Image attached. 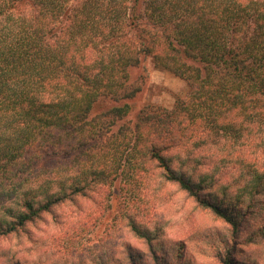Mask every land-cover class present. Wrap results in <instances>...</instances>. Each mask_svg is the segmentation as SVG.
<instances>
[{
	"label": "trees",
	"instance_id": "16d2710c",
	"mask_svg": "<svg viewBox=\"0 0 264 264\" xmlns=\"http://www.w3.org/2000/svg\"><path fill=\"white\" fill-rule=\"evenodd\" d=\"M148 58L187 83L173 107L148 103L134 122L127 101L93 115L134 96L129 70ZM248 145L264 159V0H0V237L151 170L235 231L242 204L264 194ZM231 165L233 195L219 182ZM125 218L162 264L152 232Z\"/></svg>",
	"mask_w": 264,
	"mask_h": 264
},
{
	"label": "rangeland",
	"instance_id": "374dc122",
	"mask_svg": "<svg viewBox=\"0 0 264 264\" xmlns=\"http://www.w3.org/2000/svg\"><path fill=\"white\" fill-rule=\"evenodd\" d=\"M129 73L127 87L134 96L99 101L93 115L127 101L131 111L126 118L134 122L146 104L172 108L188 88L180 77L156 68L150 58L132 66ZM245 151L264 160L249 145ZM239 173V167L231 165L219 177L232 195L238 192L240 184L233 181ZM145 177L129 191L122 188L127 183L122 177L98 184L88 194L56 205L19 232L0 237V264H156L149 244L127 225V213L152 232L162 264H264L260 232L264 194L259 196L262 204L247 212L242 204L234 231L231 223L177 184L163 181L152 170ZM219 182L212 188L217 194H221Z\"/></svg>",
	"mask_w": 264,
	"mask_h": 264
}]
</instances>
